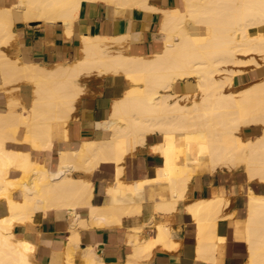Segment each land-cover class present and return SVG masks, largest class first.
<instances>
[{
	"label": "bare ground",
	"instance_id": "obj_1",
	"mask_svg": "<svg viewBox=\"0 0 264 264\" xmlns=\"http://www.w3.org/2000/svg\"><path fill=\"white\" fill-rule=\"evenodd\" d=\"M80 1L21 0L26 7L18 8L25 20L43 18L54 24L60 19L70 36L68 25L78 16ZM115 1L123 8L145 4L146 9L147 4ZM152 8L161 13V52L130 53L136 34L83 35L79 58L51 67L11 56L17 12L0 8V89L9 94L0 108V264H39L36 245L14 231L17 225L33 226L37 214L67 210L77 219L84 209L90 224L107 227L121 225L124 216L137 218L146 204L168 217L189 213L197 256L214 261L218 223L232 219V201L221 193L191 200V183L204 174L234 172L245 174L248 184L245 264H264V193L250 186L264 184V0H180L172 8ZM251 69L257 79L239 86ZM109 75L124 76L129 87L112 101L109 117L98 123L107 136L70 143L68 125L90 91L87 78ZM190 82L196 84L194 92L176 91L177 84ZM24 87L31 90L28 106L11 95ZM251 128L260 129L255 138L246 132ZM151 136L160 137L150 150L163 165L152 178L126 183L122 177L128 155L145 147ZM56 144L60 147L52 168ZM107 164L115 166V179L107 188L111 201L95 206L89 176ZM72 224L64 264H76L81 244L77 224ZM146 226L152 236L141 239ZM133 230L127 264H143L141 258L150 262L158 246L168 251L180 246L177 231L166 220ZM97 255L86 248L85 264H103Z\"/></svg>",
	"mask_w": 264,
	"mask_h": 264
},
{
	"label": "crops",
	"instance_id": "obj_2",
	"mask_svg": "<svg viewBox=\"0 0 264 264\" xmlns=\"http://www.w3.org/2000/svg\"><path fill=\"white\" fill-rule=\"evenodd\" d=\"M106 1L81 0L78 16L71 22L72 24L68 25L70 26L69 29L71 28L70 30L73 31L70 36H66V27L60 19L54 24H48L45 20L44 22L43 18L25 20L24 14L19 11V8H22L20 6L21 0H0V8L15 9L17 12L14 24L16 40L10 52L11 56L47 67L59 62H73L80 56L81 36L83 35L113 37L121 34H136L139 39L136 38L137 42L136 40L130 42L132 43L129 47L130 53L151 56L161 52L164 41V35L160 29L161 13L157 10H151L152 7L150 6L160 9L172 8L177 6L180 0H142L149 5L146 4V9L145 4L144 6L134 4L132 7L128 5L129 7L124 6L125 8H123L115 0ZM25 7L26 5L22 9ZM254 75L253 72V78H255ZM1 84L2 81L0 80ZM87 86L90 91L79 100L77 110L68 125L70 143L107 136V133L98 127V123L109 117L112 101L123 96L129 87V83L122 75H109L101 78L92 77L87 81ZM29 89V87H24L22 92L18 91V98H21L27 106L30 105L32 99ZM195 89L196 84L193 82L179 83L176 86L178 93L194 92ZM0 90V108H4L8 94L5 91L3 93L2 89ZM246 132L248 133V131ZM22 135L21 132L19 138ZM159 141V136H151L147 139L145 147H140L136 152L128 155L129 157L124 163V175L122 177L126 183L155 176L156 169L163 165V161L159 154L150 150V145H155ZM59 147V144L54 147V155L51 156L52 168L57 163L56 151ZM21 149L28 150L29 148L22 146ZM39 161L42 162L41 159ZM49 164L48 162L47 165L49 166ZM114 168L115 166L112 164H107L90 174L89 179L93 185V205L101 206L110 203L111 197L107 194V188L115 179ZM223 174L198 176L192 180L190 188L192 191L190 193L191 200L207 198L221 193L229 195L232 201V205L230 204V208H228L229 212L234 213L232 219L220 220L218 223L217 235L220 240L214 261L204 260L197 256L196 227L189 213L183 210L168 217L155 212L151 204H146L137 218L124 216L121 225L114 224L102 227L90 224L92 223L90 214L88 210L84 209L79 211V218L77 219L76 215H69L67 210H50L46 215L37 214L33 226L17 225L14 231L36 245L35 262L39 264H64L66 248L71 234L70 226L72 228V223L77 224L81 220V226L76 225L80 235L79 240L81 239V244L74 255L76 264L86 263L83 254L89 247H92L95 254H98L96 259L98 263L101 261L103 264H127L128 256L133 253V247L129 244L132 235L135 234L133 229L150 221L166 220L177 231L179 248L175 251H168L158 246L157 250L154 249L150 262L141 258L140 263L245 264L247 245L242 230L246 217L248 184L246 178H241L237 174L235 176L230 173ZM250 186L255 192L262 189L257 193H264V184L256 183ZM2 213H5V210H2ZM139 236L141 239L142 236L143 238L149 237L152 236V232L146 226Z\"/></svg>",
	"mask_w": 264,
	"mask_h": 264
},
{
	"label": "rangeland",
	"instance_id": "obj_3",
	"mask_svg": "<svg viewBox=\"0 0 264 264\" xmlns=\"http://www.w3.org/2000/svg\"><path fill=\"white\" fill-rule=\"evenodd\" d=\"M263 70H264V66H263ZM88 80H90L89 78H87ZM255 79H257V78H253V70L251 69V70H248L247 72H246V74L244 75V77H243V81L242 82H240V84H239V86H243V85H245V84H248V83H250V82H252L253 80H255ZM30 90V89H29ZM31 91V90H30ZM7 93V92H6ZM8 94V93H7ZM9 95V94H8ZM11 95H16L17 97H18V95H19V93H18V91H12V93H11ZM248 131V135H249V137H251V138H255V136H257L259 133H260V129H258V128H253V129H248L247 130ZM255 131V132H254ZM259 131V132H258ZM256 133H258V134H256ZM235 174H237L238 176H240L241 178H246V176H245V174H243L242 172H235V173H231V175L232 176H235ZM258 191H262V189H259ZM246 204H247V200H246Z\"/></svg>",
	"mask_w": 264,
	"mask_h": 264
}]
</instances>
